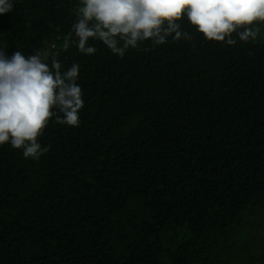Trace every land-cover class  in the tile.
Listing matches in <instances>:
<instances>
[{"label":"trees","instance_id":"obj_1","mask_svg":"<svg viewBox=\"0 0 264 264\" xmlns=\"http://www.w3.org/2000/svg\"><path fill=\"white\" fill-rule=\"evenodd\" d=\"M79 6L0 14V49L77 63L84 101L36 161L0 145V264H264V26L228 46L182 16L190 40L84 54Z\"/></svg>","mask_w":264,"mask_h":264},{"label":"clouds","instance_id":"obj_2","mask_svg":"<svg viewBox=\"0 0 264 264\" xmlns=\"http://www.w3.org/2000/svg\"><path fill=\"white\" fill-rule=\"evenodd\" d=\"M13 5L14 0H0V14L11 12ZM182 16L205 40L232 46L237 39H254L264 26V0H80L71 30L79 52L96 51L91 39L123 56L145 40L154 46L170 35L190 40L188 32L180 30ZM78 69L72 63L61 71L59 61L49 65L39 51L26 56L0 49V145L7 143L36 161L48 151L37 137L50 118L78 126L84 105L76 83Z\"/></svg>","mask_w":264,"mask_h":264}]
</instances>
